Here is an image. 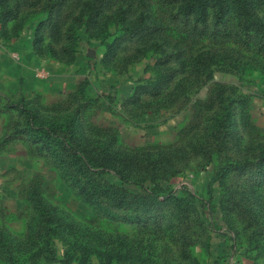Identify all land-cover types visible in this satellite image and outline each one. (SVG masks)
<instances>
[{"label":"rangeland","instance_id":"374dc122","mask_svg":"<svg viewBox=\"0 0 264 264\" xmlns=\"http://www.w3.org/2000/svg\"><path fill=\"white\" fill-rule=\"evenodd\" d=\"M97 1L0 4V264H264V29L217 23L212 6L196 21L181 0ZM203 52L216 61L197 70ZM24 107L77 120L66 165ZM113 184L139 218L94 201Z\"/></svg>","mask_w":264,"mask_h":264},{"label":"trees","instance_id":"16d2710c","mask_svg":"<svg viewBox=\"0 0 264 264\" xmlns=\"http://www.w3.org/2000/svg\"><path fill=\"white\" fill-rule=\"evenodd\" d=\"M6 0H0V4H5ZM101 2V0H98ZM97 1V2H98ZM254 0H181V3L178 7V11L183 14H191L194 16V20L203 22L206 20V9L209 6H212L214 8L213 10V19L217 23H221L224 21L226 16L229 13H233L237 19V25L239 27V30L243 33H248L251 29H256L258 31H262L264 29V25L262 22V19L256 15L252 9L251 5ZM261 2L264 4V0H261ZM98 6L100 4L98 3ZM97 10V9H96ZM12 13L9 12H1L0 13V21L1 24L5 22L6 19H8ZM15 15V14H13ZM142 17V16H141ZM143 18V17H142ZM146 28L145 24L142 22V19L139 17L138 19H135L131 23L121 27L119 33L117 32L113 38L112 42L113 44L117 45V42L126 40L134 36L135 34L141 33ZM216 61V57L213 56V53H205L203 52L200 55H197L193 59V65L197 70L204 69L208 64H213ZM203 66V68L201 67ZM23 113L32 114L26 122V127L31 130L35 137L36 134H38L37 140H40L42 135H47V141L46 144L49 147L53 157L55 160L61 164L66 165L67 162L64 160V157H62L61 150L66 148L68 149V140L72 138L74 135H78V123L77 120L73 117V115H68L65 119L61 120L62 124H58L59 122L56 119H47L45 120H38L36 119V111L31 110L30 108H23ZM223 112V111H222ZM222 112H217L214 114V120H219L222 123L225 122L224 117L222 115ZM226 115L229 116L228 111L226 110ZM230 118L228 119V124H230ZM60 125V127H63V130L66 134L63 135V137L57 139V129L56 127ZM211 131L209 130L208 133ZM56 136V137H55ZM80 141L83 142V137L80 135ZM84 147L79 150L80 153L84 154ZM86 152V151H85ZM261 156H264V150L260 153ZM80 159V157L78 156ZM91 162L90 160H87ZM75 163H82L84 165L85 169L88 168V166H85V163L83 161L77 162V160H74ZM67 167V166H65ZM76 179V181L81 182L80 177L73 176ZM157 186H153L147 190V197L148 198H156V193L154 192ZM160 188V187H159ZM147 189V188H146ZM95 197L94 201L102 206L107 213H113L112 216L114 217H121L124 219H137L140 217V212L136 209L138 206L133 207L131 205V202H126L123 198L126 196V198H130L131 201H134V195L126 190L125 187L121 186L120 184H113V185H106L104 188H98L94 191ZM141 197V195H139ZM116 200H118L117 206H119L121 209L119 210H113L111 209L112 204H116ZM129 201L128 199H126ZM158 202L160 200H157ZM139 208V207H138ZM140 209V208H139ZM3 241H0V244H2ZM59 257V256H58ZM58 257H50L49 261L57 260Z\"/></svg>","mask_w":264,"mask_h":264}]
</instances>
